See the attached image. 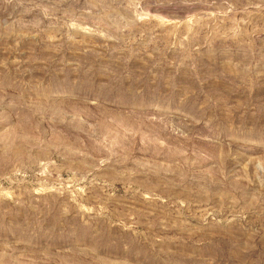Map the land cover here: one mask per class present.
Segmentation results:
<instances>
[{"label":"rangeland","instance_id":"1","mask_svg":"<svg viewBox=\"0 0 264 264\" xmlns=\"http://www.w3.org/2000/svg\"><path fill=\"white\" fill-rule=\"evenodd\" d=\"M0 264H264V0H0Z\"/></svg>","mask_w":264,"mask_h":264}]
</instances>
